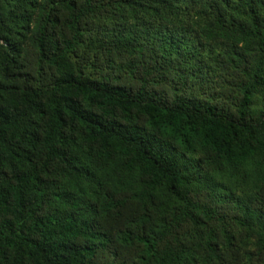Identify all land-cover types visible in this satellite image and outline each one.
I'll return each mask as SVG.
<instances>
[{
  "label": "trees",
  "instance_id": "16d2710c",
  "mask_svg": "<svg viewBox=\"0 0 264 264\" xmlns=\"http://www.w3.org/2000/svg\"><path fill=\"white\" fill-rule=\"evenodd\" d=\"M0 264H264V0H0Z\"/></svg>",
  "mask_w": 264,
  "mask_h": 264
}]
</instances>
